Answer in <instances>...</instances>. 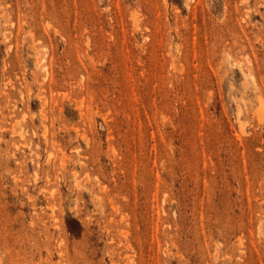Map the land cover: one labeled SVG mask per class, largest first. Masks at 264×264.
Instances as JSON below:
<instances>
[{"label":"rangeland","instance_id":"374dc122","mask_svg":"<svg viewBox=\"0 0 264 264\" xmlns=\"http://www.w3.org/2000/svg\"><path fill=\"white\" fill-rule=\"evenodd\" d=\"M0 264H264V0H0Z\"/></svg>","mask_w":264,"mask_h":264}]
</instances>
